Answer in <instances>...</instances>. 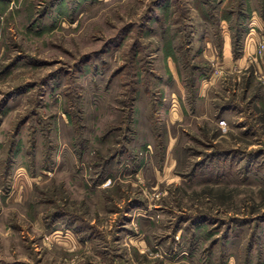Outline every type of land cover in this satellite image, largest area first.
Returning a JSON list of instances; mask_svg holds the SVG:
<instances>
[{
  "label": "rangeland",
  "instance_id": "obj_1",
  "mask_svg": "<svg viewBox=\"0 0 264 264\" xmlns=\"http://www.w3.org/2000/svg\"><path fill=\"white\" fill-rule=\"evenodd\" d=\"M0 264H264V0H0Z\"/></svg>",
  "mask_w": 264,
  "mask_h": 264
}]
</instances>
